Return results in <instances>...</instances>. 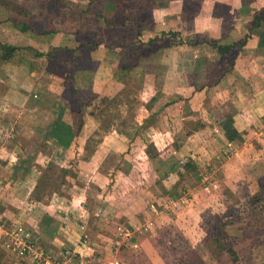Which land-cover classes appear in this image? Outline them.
<instances>
[{
  "label": "crops",
  "instance_id": "obj_1",
  "mask_svg": "<svg viewBox=\"0 0 264 264\" xmlns=\"http://www.w3.org/2000/svg\"><path fill=\"white\" fill-rule=\"evenodd\" d=\"M136 1L23 0L17 13L43 16L28 23L31 31L12 24L9 8L0 6V42L28 48L0 63V241L5 232L21 226L61 264H94L97 243L92 247L87 242L86 215H78L79 223L71 215L84 208L81 201L75 203L74 194L69 201L55 193L52 200L42 202L36 195L44 167L41 160L61 167L78 160L88 166L93 163L84 161L85 155L87 161L101 162L109 152H124L116 145L106 146L102 138L86 154L89 127L97 115L86 111L91 99L85 102L83 95L93 97L95 107L106 105L124 94L121 79L126 73L128 77L140 73L143 80L140 100L147 114L133 119V125L142 127L146 122L143 129L154 132L149 141L159 152L154 135L165 136L176 126L178 130L185 117L195 115L209 128L202 133L206 143L226 149L231 142L240 173L259 183L255 176L264 172V0ZM212 43L230 49L224 52ZM6 101L12 107L2 104ZM160 101V114L154 122L146 120L154 116L153 107ZM8 109L21 113L15 120L4 118ZM26 109L42 112L45 124L29 120L30 129L23 130ZM211 109L221 112L214 115V125L203 114ZM227 115L242 141L227 139L221 128ZM39 125L44 126V135L34 134ZM14 127L22 131L10 134ZM112 138L113 144L126 140ZM178 146L173 155L193 162L204 148L198 145L199 151H186ZM204 149L210 155V149ZM29 159L40 163L28 164ZM96 238L99 234L92 239ZM66 251L76 256L73 263L61 260ZM5 254L19 259L14 264H34L0 243V264Z\"/></svg>",
  "mask_w": 264,
  "mask_h": 264
},
{
  "label": "rangeland",
  "instance_id": "obj_2",
  "mask_svg": "<svg viewBox=\"0 0 264 264\" xmlns=\"http://www.w3.org/2000/svg\"><path fill=\"white\" fill-rule=\"evenodd\" d=\"M22 2L0 0V6L9 8L11 17L19 21L23 16L29 17L26 12L16 11ZM42 17L34 13L29 20L33 22ZM128 76L126 73L121 79L126 89L124 94L106 105L95 107L94 98L83 95L85 102L91 99L89 102L92 104H87L86 111L97 115L93 117L97 121L89 127L92 130L89 131V152L86 154L102 138L106 146L116 145V149L124 152H109L101 162L87 161L85 155L84 161L93 163L88 166L73 160L69 167H61L40 159L44 167L41 168L36 195L42 197V202L52 200L55 193L69 201L74 194V202L81 201L84 208L74 210L71 215H75L77 223L81 220L79 214L86 215L82 219L87 222V235L90 237L87 242L92 247V243H97L93 257L98 253L99 260L92 261L94 264H108L110 260L116 264H264V172L256 174L258 184L253 178L250 181L249 175L240 173L238 160L234 157L237 151L232 144L226 145V149H216L212 141L207 144L203 134L209 128L195 115L189 119L185 117L178 130L176 126L165 136L154 135L157 146L161 148L159 152L149 141V135L154 132L143 129L146 122L142 127L133 125V119L147 113L141 106L143 80L140 73ZM162 101L153 107L154 116L146 120L154 122L155 116L160 114L158 109ZM2 104L12 107L11 102ZM211 110L203 114L213 124L217 120L216 114L221 112ZM7 111L3 112L4 118L14 120L15 115L21 113L20 110ZM31 111L26 109L22 113L23 130L30 129L29 120L40 124L47 120L42 112L34 111L33 114ZM41 127L39 125L34 134L44 135V126ZM19 131L22 129L14 127L9 133L17 134ZM119 136L126 140L113 144L115 139L112 137L119 139ZM133 138L137 143H133ZM184 139L188 141L182 143ZM141 140L146 142L145 145ZM176 145L186 151L209 148L210 155H205L203 148V153L199 151L192 163L193 169H185L183 164L189 159L181 158L180 154L173 155ZM170 153L172 157L166 159ZM38 162L29 159L28 164L38 165ZM24 177L31 179V176ZM97 234L99 238L92 239ZM75 257H72V263ZM17 261L20 262L5 254L3 264Z\"/></svg>",
  "mask_w": 264,
  "mask_h": 264
},
{
  "label": "built area",
  "instance_id": "obj_3",
  "mask_svg": "<svg viewBox=\"0 0 264 264\" xmlns=\"http://www.w3.org/2000/svg\"><path fill=\"white\" fill-rule=\"evenodd\" d=\"M227 145L230 146L231 142L227 143ZM0 243L2 246L12 249L21 257L28 259L31 263L61 264V262L55 259L53 254L40 248L30 233L21 226H14L9 232H5V238ZM73 256V253L66 251L62 258L67 257L69 258L68 261L71 262Z\"/></svg>",
  "mask_w": 264,
  "mask_h": 264
},
{
  "label": "trees",
  "instance_id": "obj_4",
  "mask_svg": "<svg viewBox=\"0 0 264 264\" xmlns=\"http://www.w3.org/2000/svg\"><path fill=\"white\" fill-rule=\"evenodd\" d=\"M28 15L29 17L26 18L25 16H23L22 18H24L23 20H17L16 18L12 17L9 19V21L14 24L16 27H19L20 30L22 31H31V28L29 27V24H31V20L30 19V14H26ZM44 15V14H42ZM45 17V16H44ZM28 21H27V20ZM29 23V24H28ZM241 45L243 44V41L240 43ZM212 45H214L215 47H217L219 50L221 51H224V52H228L229 51V47H225V48H222L220 46H217V44L215 43H212ZM24 49H28V48H20V47H17V46H13V45H10V44H7V43H2L0 42V63L2 61H7L9 60L12 55L14 53H16L17 51H21V50H24ZM38 53V52H36ZM221 128L222 130L224 131L227 139L229 141H233V140H237V141H242V134L240 132H238L234 126H233V119L230 115H227L222 123H221ZM59 127H57L58 129ZM56 129V130H57ZM193 160L189 159L188 161H186L183 165H184V168L185 169H193ZM170 196V195H169Z\"/></svg>",
  "mask_w": 264,
  "mask_h": 264
}]
</instances>
